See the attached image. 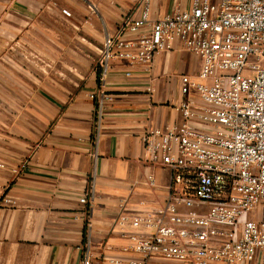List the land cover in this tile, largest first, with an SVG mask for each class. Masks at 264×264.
Instances as JSON below:
<instances>
[{"label": "crops", "instance_id": "crops-1", "mask_svg": "<svg viewBox=\"0 0 264 264\" xmlns=\"http://www.w3.org/2000/svg\"><path fill=\"white\" fill-rule=\"evenodd\" d=\"M190 7L191 0H152L150 17ZM141 13L140 0H0V73H15L17 49L10 44L21 35L41 44L47 62L38 76L24 70L23 79L8 78L12 92L2 101L0 264H82L88 247L91 264H111L105 255L127 260L115 226L123 200L135 209L140 201L164 199L171 174L146 161L142 134L180 120L181 75L197 76L201 58L176 42L149 70L115 62L106 82L113 99L99 131L91 97L99 89L96 62L106 36ZM150 175L158 181L154 190L145 184ZM92 180L88 222L81 197ZM148 264L179 263L154 258Z\"/></svg>", "mask_w": 264, "mask_h": 264}, {"label": "built area", "instance_id": "built-area-1", "mask_svg": "<svg viewBox=\"0 0 264 264\" xmlns=\"http://www.w3.org/2000/svg\"><path fill=\"white\" fill-rule=\"evenodd\" d=\"M140 1L141 16L106 36L96 62L97 130L113 99L106 82L115 62L149 70L155 56L180 42L202 64L197 76L181 75L180 120L142 134L146 161L171 174L164 199L135 209L123 200L115 226L128 259L104 258L264 264V0H191L189 9L157 19L152 0ZM147 89L154 91L152 83ZM145 184L159 187L154 175ZM95 195L92 180L81 197L88 222ZM91 260L88 247L82 264Z\"/></svg>", "mask_w": 264, "mask_h": 264}, {"label": "rangeland", "instance_id": "rangeland-1", "mask_svg": "<svg viewBox=\"0 0 264 264\" xmlns=\"http://www.w3.org/2000/svg\"><path fill=\"white\" fill-rule=\"evenodd\" d=\"M64 10H68L70 12V15L65 14ZM62 13L67 18L73 17V11L70 7H63ZM64 24L65 32H69L71 24L66 22ZM48 25L54 28V25L52 23H49ZM43 43L46 46V40H44ZM40 45L39 42L38 44L30 41L27 42L26 40H24V37H22V35L21 37L16 39L15 42L10 44V47H15L17 49L16 69L13 68L16 74L12 73V77H9V73L7 70L5 71V73H0V75L2 76V78L0 79V111L7 110V103H4L2 101L4 97L8 96L12 92L13 83L11 84V80L8 78H12L14 80L16 77H20L23 79V75L25 74L24 70H28V72L30 71L31 74L35 73L38 76L37 73L41 70V66L46 65V56L39 49ZM5 46L7 47L8 44L6 43ZM28 80H30V78H28Z\"/></svg>", "mask_w": 264, "mask_h": 264}]
</instances>
